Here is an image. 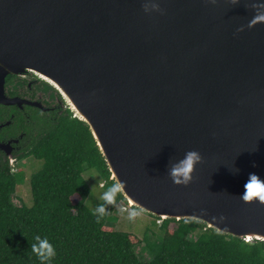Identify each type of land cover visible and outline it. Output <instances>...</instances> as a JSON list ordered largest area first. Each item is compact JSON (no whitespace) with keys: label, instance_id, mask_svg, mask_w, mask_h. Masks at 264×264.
<instances>
[{"label":"water","instance_id":"95a60500","mask_svg":"<svg viewBox=\"0 0 264 264\" xmlns=\"http://www.w3.org/2000/svg\"><path fill=\"white\" fill-rule=\"evenodd\" d=\"M158 2L0 0V102L7 73L35 71L129 206L264 240V200L240 195L249 173L264 181V0ZM188 149L202 159L184 184L169 170Z\"/></svg>","mask_w":264,"mask_h":264},{"label":"trees","instance_id":"16d2710c","mask_svg":"<svg viewBox=\"0 0 264 264\" xmlns=\"http://www.w3.org/2000/svg\"><path fill=\"white\" fill-rule=\"evenodd\" d=\"M24 156L41 161L29 177L30 206L12 201L23 172L0 169V264H42L32 248L37 235L55 246L52 264H264V240L220 232L194 218L162 219L159 251L141 259L135 249L140 238L107 224L116 205L127 202L120 189L112 203L102 200L106 212L99 219L84 204L90 191L83 177L87 168L110 186L116 181L88 124L75 115L50 124ZM171 221L174 228L168 227Z\"/></svg>","mask_w":264,"mask_h":264},{"label":"flooded vegetation","instance_id":"af4514ba","mask_svg":"<svg viewBox=\"0 0 264 264\" xmlns=\"http://www.w3.org/2000/svg\"><path fill=\"white\" fill-rule=\"evenodd\" d=\"M0 102V169L6 170L22 159L50 124L74 116L60 89L32 70L7 73Z\"/></svg>","mask_w":264,"mask_h":264},{"label":"rangeland","instance_id":"374dc122","mask_svg":"<svg viewBox=\"0 0 264 264\" xmlns=\"http://www.w3.org/2000/svg\"><path fill=\"white\" fill-rule=\"evenodd\" d=\"M41 166V161L32 156H28L19 161L15 166V170H21L24 174V179L16 186L12 194V201L20 205L24 203L30 206L32 203V196L30 190L29 177ZM83 177L89 186V194L84 202L85 206L91 212H95L97 204L102 202V194L110 187L106 180L94 168H87L83 172ZM120 206L126 209H132L127 202H119L112 214L107 218V224L115 229L129 231L135 233L140 242L136 245V253L143 260L150 259L154 254L159 251V240L163 235V229L159 227L162 218H154L150 213L138 209V215L129 218L128 212H122ZM159 220V221H158ZM156 221V223H155ZM169 228H174L173 221L168 223Z\"/></svg>","mask_w":264,"mask_h":264},{"label":"clouds","instance_id":"9594fccd","mask_svg":"<svg viewBox=\"0 0 264 264\" xmlns=\"http://www.w3.org/2000/svg\"><path fill=\"white\" fill-rule=\"evenodd\" d=\"M142 7L145 12L151 10H157L161 13L164 12V9L160 6L158 0H144ZM239 31V29H237ZM202 159L201 153L196 149H188L185 152V156L180 163L179 167H173L169 170V175L172 176L173 180L176 181L179 177V182L187 184L192 179V171L197 162ZM238 169L233 170V172H238ZM121 188L120 183H114L111 185L103 194L102 199L107 203H112L115 200L114 194ZM245 191L241 193V197L245 200L251 199L252 196H259L261 200H264V181L258 178L257 173H249V179L245 182L244 185ZM122 212L127 211L129 218L138 215V210L136 208L126 209L123 206H120ZM97 219L100 215H103L106 212L105 204H97L95 209ZM37 243L32 245L33 251L36 252L39 260L42 264H52L53 257L56 256V248L52 242L49 241L47 236L43 238L39 235L35 236Z\"/></svg>","mask_w":264,"mask_h":264},{"label":"built area","instance_id":"2783aa9c","mask_svg":"<svg viewBox=\"0 0 264 264\" xmlns=\"http://www.w3.org/2000/svg\"><path fill=\"white\" fill-rule=\"evenodd\" d=\"M159 221V220H158Z\"/></svg>","mask_w":264,"mask_h":264}]
</instances>
